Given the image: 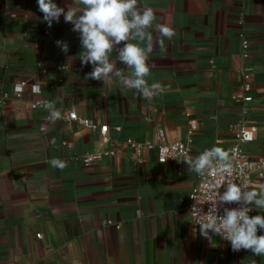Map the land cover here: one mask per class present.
Instances as JSON below:
<instances>
[{
    "label": "crops",
    "instance_id": "crops-1",
    "mask_svg": "<svg viewBox=\"0 0 264 264\" xmlns=\"http://www.w3.org/2000/svg\"><path fill=\"white\" fill-rule=\"evenodd\" d=\"M55 2L83 8L79 0ZM138 6L156 16L147 79L164 91L150 99L115 81L104 87L85 80L92 65L82 66L79 34L63 16L49 28L37 0H0V264H249L250 251L233 252L191 225L189 195L202 176L190 163L159 164L156 150L139 155L127 141L158 145L162 132L168 144L191 139L193 159L213 146L230 153L238 126L250 124L256 138L242 149L264 159V0ZM156 24L175 35L161 37ZM35 83L40 93L32 91ZM49 103L61 119L50 118ZM70 111L99 128L69 121ZM190 120L197 124L192 134ZM93 153L101 159L85 165ZM53 159L66 167H53ZM253 179L254 190L264 189V175ZM258 214L264 209L250 213Z\"/></svg>",
    "mask_w": 264,
    "mask_h": 264
},
{
    "label": "clouds",
    "instance_id": "clouds-1",
    "mask_svg": "<svg viewBox=\"0 0 264 264\" xmlns=\"http://www.w3.org/2000/svg\"><path fill=\"white\" fill-rule=\"evenodd\" d=\"M139 0H79L83 8L59 6L55 0H37L38 10L43 14V22L49 28L59 23L61 16L64 22L72 25V31L79 34L82 51L79 53L82 66L92 65L85 80L102 81L104 87L114 81L122 87L139 92L150 99L164 91L160 82H148L151 66L149 57L153 51V36L148 29L153 27L156 16L151 8H140ZM161 37L171 39L175 35L173 28L156 24ZM57 46L64 53L69 51L66 41H57ZM122 47H118L120 45ZM163 47V40H161ZM122 65V66H120ZM16 91H23V82L14 85ZM32 91L40 93L38 83L31 85ZM53 121L62 118L60 109L47 105ZM54 142V141H53ZM53 167L63 169L66 162L58 159L50 161ZM190 168L199 176L209 172L225 173L230 170L229 151L213 146L205 149L190 160ZM224 188L221 193L219 189ZM213 207L205 214L200 205L193 204L189 216L203 220L199 233L206 239L219 235L231 245L233 252L250 251L253 256L249 264H257L254 257H264V215L251 216L255 209H264V189H249L244 184L228 182L216 186ZM236 204L238 207H223Z\"/></svg>",
    "mask_w": 264,
    "mask_h": 264
},
{
    "label": "built area",
    "instance_id": "built-area-1",
    "mask_svg": "<svg viewBox=\"0 0 264 264\" xmlns=\"http://www.w3.org/2000/svg\"><path fill=\"white\" fill-rule=\"evenodd\" d=\"M244 45L247 47L248 42L244 41ZM250 69H246L244 72V90L247 93H250L252 89V85L248 82L250 78ZM21 91H19V94ZM7 99V95L4 96L3 100ZM244 102L249 103L252 102L253 98L248 94L243 98ZM43 102H37L36 107L42 106ZM67 119L69 121H75L80 126L95 131L99 128V125L93 120L80 117L75 111H70L68 113ZM196 121H189V133L192 134L194 129L196 128ZM100 131L102 134L106 135L108 132V127L106 125L100 127ZM257 127L255 125L250 124H241L238 126L235 138L232 142L230 148V159H231V167L230 170L225 173L218 174L217 172H209L205 176H202L197 184L193 187L189 195V205L187 208L188 216L190 208L193 204L200 205L203 208L204 213L208 212V209L214 205L215 195L214 192L216 190V186L221 184L226 185L228 182H237L244 184L249 189H253L254 187V179L253 175L258 173L260 176L264 175V159L252 160L246 154V152L242 149V145L245 143L253 142L256 138ZM161 143L156 145L149 142H139L132 139H129L127 142L139 155L144 149L156 150L157 152V161L159 164H165L172 160H178L182 163H190L192 159L191 153V144L192 140H188V142H174L168 144L165 139V135L162 132ZM114 154V153H110ZM102 157L101 154L93 153L87 155L83 162L85 165H90L93 162L100 160ZM219 191L222 193L224 188L221 187ZM223 207L235 208L238 207L236 204L231 205H223L219 208L218 214L223 215ZM190 223L193 227L199 229L200 223H203V220H200L196 217L189 216ZM219 236V235H218ZM222 242H228L224 240L221 236H219Z\"/></svg>",
    "mask_w": 264,
    "mask_h": 264
}]
</instances>
